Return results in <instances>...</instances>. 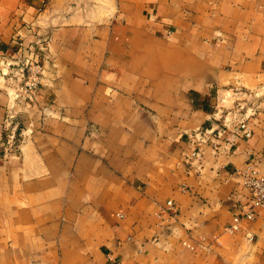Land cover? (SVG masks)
Listing matches in <instances>:
<instances>
[{
	"label": "crops",
	"instance_id": "obj_1",
	"mask_svg": "<svg viewBox=\"0 0 264 264\" xmlns=\"http://www.w3.org/2000/svg\"><path fill=\"white\" fill-rule=\"evenodd\" d=\"M254 171L264 0H0V264H264Z\"/></svg>",
	"mask_w": 264,
	"mask_h": 264
},
{
	"label": "built area",
	"instance_id": "obj_2",
	"mask_svg": "<svg viewBox=\"0 0 264 264\" xmlns=\"http://www.w3.org/2000/svg\"><path fill=\"white\" fill-rule=\"evenodd\" d=\"M21 75L24 79L22 86L20 87V94L26 97L33 96L39 89L41 84V71L38 66H27L22 68ZM244 126V125H242ZM246 187L250 192V199L247 204L244 205L243 216L236 217L234 224L231 225V230H237L239 228V222L242 218L252 220L255 217V211L258 207L264 205V175L252 172L246 177ZM172 206V203H168Z\"/></svg>",
	"mask_w": 264,
	"mask_h": 264
},
{
	"label": "rangeland",
	"instance_id": "obj_3",
	"mask_svg": "<svg viewBox=\"0 0 264 264\" xmlns=\"http://www.w3.org/2000/svg\"><path fill=\"white\" fill-rule=\"evenodd\" d=\"M32 67H35V66H38L40 68V71H41V79H42V75H43V72H44V66L42 64L41 61L39 60H34V58H28V57H21L20 60L17 61V63L13 64L12 62L8 61V60H5L3 63H2V67H4V71L6 72L8 69L9 70H13L14 67H16V69L19 71V75L20 77L22 78V84H23V77L21 75V69L22 68H26L27 66H31ZM34 96V95H33Z\"/></svg>",
	"mask_w": 264,
	"mask_h": 264
}]
</instances>
